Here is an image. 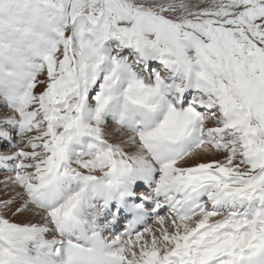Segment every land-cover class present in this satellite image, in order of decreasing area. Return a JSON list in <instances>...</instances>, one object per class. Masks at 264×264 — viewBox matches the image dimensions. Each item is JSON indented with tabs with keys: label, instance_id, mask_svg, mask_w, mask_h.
Masks as SVG:
<instances>
[{
	"label": "snow or ice",
	"instance_id": "obj_1",
	"mask_svg": "<svg viewBox=\"0 0 264 264\" xmlns=\"http://www.w3.org/2000/svg\"><path fill=\"white\" fill-rule=\"evenodd\" d=\"M0 264H264V0H0Z\"/></svg>",
	"mask_w": 264,
	"mask_h": 264
},
{
	"label": "clouds",
	"instance_id": "obj_2",
	"mask_svg": "<svg viewBox=\"0 0 264 264\" xmlns=\"http://www.w3.org/2000/svg\"><path fill=\"white\" fill-rule=\"evenodd\" d=\"M9 10H11V6L6 4V5L4 6V11H5V12H8Z\"/></svg>",
	"mask_w": 264,
	"mask_h": 264
}]
</instances>
